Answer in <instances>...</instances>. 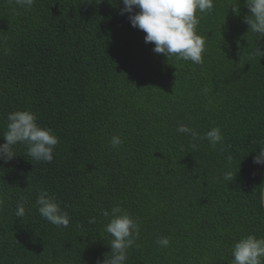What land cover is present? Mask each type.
<instances>
[{
  "label": "trees",
  "instance_id": "obj_1",
  "mask_svg": "<svg viewBox=\"0 0 264 264\" xmlns=\"http://www.w3.org/2000/svg\"><path fill=\"white\" fill-rule=\"evenodd\" d=\"M213 2L194 64L154 53L120 0H0V144L17 110L59 140L51 163L24 144L0 161V264H96L111 251L103 210L117 205L139 225L126 264H231L240 238H264V165L253 163L264 147V36L249 31L245 0ZM181 123L197 136L178 133ZM215 127L224 139L213 148L201 137ZM41 191L68 227L39 214Z\"/></svg>",
  "mask_w": 264,
  "mask_h": 264
},
{
  "label": "clouds",
  "instance_id": "obj_2",
  "mask_svg": "<svg viewBox=\"0 0 264 264\" xmlns=\"http://www.w3.org/2000/svg\"><path fill=\"white\" fill-rule=\"evenodd\" d=\"M12 2V0H10ZM22 8L31 9L35 0H14ZM123 8L120 14L128 13L131 25L146 33L145 43L154 44L153 52L170 58L175 56L179 60L191 61L194 64L203 63L205 40L197 34V27L204 15L214 10L213 0H120ZM245 6L250 15L245 17L249 31L264 36V0H245ZM238 11V9H234ZM199 13V15H198ZM7 130L3 134L4 143L0 144V161H11L16 153L13 151L17 144H24L27 148L26 156L38 162L51 163L53 153L59 140L50 129L42 128L37 123L34 113L27 110L11 112L7 117ZM178 133L197 136L194 129L188 125L179 124ZM202 139H206L211 147L222 142L224 137L220 128L209 130ZM115 149L123 144L119 136H113L109 141ZM231 159V157H229ZM253 163L264 165V147L253 158ZM226 180L232 179L231 172L225 174ZM258 204L264 206V190L258 193ZM39 214L48 222L57 227H68L70 216L61 209L54 196L47 191H41L36 199ZM23 199L17 203L15 215L18 218L25 216ZM103 215L111 219L104 231L111 235V251L104 254L103 260L97 259L96 264H126L127 250L135 245L139 238V225L127 212L117 205L112 208L111 214L103 210ZM95 223V217L89 219ZM156 243L167 247L170 240L160 237ZM233 260L231 264H264V238L247 235L240 238L232 247Z\"/></svg>",
  "mask_w": 264,
  "mask_h": 264
},
{
  "label": "water",
  "instance_id": "obj_3",
  "mask_svg": "<svg viewBox=\"0 0 264 264\" xmlns=\"http://www.w3.org/2000/svg\"><path fill=\"white\" fill-rule=\"evenodd\" d=\"M262 190H264V177H263ZM262 208H263V210H264V206H262Z\"/></svg>",
  "mask_w": 264,
  "mask_h": 264
}]
</instances>
